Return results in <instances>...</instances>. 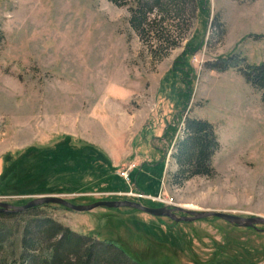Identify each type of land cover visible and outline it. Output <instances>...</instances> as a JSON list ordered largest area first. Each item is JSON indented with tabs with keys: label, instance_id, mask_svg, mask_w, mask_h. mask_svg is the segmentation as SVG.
<instances>
[{
	"label": "rangeland",
	"instance_id": "rangeland-1",
	"mask_svg": "<svg viewBox=\"0 0 264 264\" xmlns=\"http://www.w3.org/2000/svg\"><path fill=\"white\" fill-rule=\"evenodd\" d=\"M130 20L129 6L108 0H0V202L127 200L264 218L261 93L237 70H212L264 64V0H201L182 20L151 24L147 46ZM187 118L212 124L221 148L212 177L175 185ZM40 214L144 264H264L263 226L125 208Z\"/></svg>",
	"mask_w": 264,
	"mask_h": 264
},
{
	"label": "trees",
	"instance_id": "trees-1",
	"mask_svg": "<svg viewBox=\"0 0 264 264\" xmlns=\"http://www.w3.org/2000/svg\"><path fill=\"white\" fill-rule=\"evenodd\" d=\"M108 1L121 7L129 6L131 27L147 46V28L151 24H164L166 17L171 16L182 20L190 6L197 10L201 0ZM242 63L243 66L230 63L212 70L222 73L237 70L261 93L264 104V64L250 65L246 59ZM183 134L171 156L177 167L173 183L182 185L197 177H212L215 173L212 160L221 148L214 126L207 121L187 118ZM40 210L36 208L23 214L0 213V264H144L117 244L79 235L42 216ZM15 235H19L16 244L13 243Z\"/></svg>",
	"mask_w": 264,
	"mask_h": 264
},
{
	"label": "water",
	"instance_id": "water-1",
	"mask_svg": "<svg viewBox=\"0 0 264 264\" xmlns=\"http://www.w3.org/2000/svg\"><path fill=\"white\" fill-rule=\"evenodd\" d=\"M48 205H56L68 209L72 212L87 213L98 209H132L139 212L145 213L149 216L156 218H168L173 222L179 223H191L199 220H205L210 218L220 219L233 226L239 228H257L258 226L264 227L263 217H252L244 218L236 215H231L221 212H197V211H185L181 209H170V208H150L141 203L133 201H101L91 205H75L69 201H66L60 197H42L36 199L24 206H13L6 203L0 202V213H11V214H23L33 209L41 208ZM181 212L184 216H178L176 213Z\"/></svg>",
	"mask_w": 264,
	"mask_h": 264
},
{
	"label": "built area",
	"instance_id": "built-area-1",
	"mask_svg": "<svg viewBox=\"0 0 264 264\" xmlns=\"http://www.w3.org/2000/svg\"><path fill=\"white\" fill-rule=\"evenodd\" d=\"M129 171H130V170H129ZM120 176H121V178H123V179L126 180L127 182H130V179H129V173H128V172H122V173L120 174ZM128 196H130V197H134V198H137V199H139V200L152 199V197H148V196L143 195V194H141V195H136V196H134L133 194H128ZM159 201H161V200H159Z\"/></svg>",
	"mask_w": 264,
	"mask_h": 264
}]
</instances>
